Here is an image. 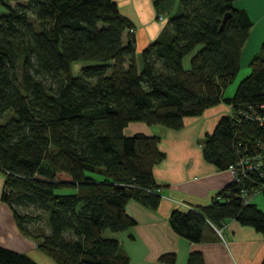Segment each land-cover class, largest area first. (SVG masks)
Returning a JSON list of instances; mask_svg holds the SVG:
<instances>
[{
	"label": "trees",
	"instance_id": "obj_1",
	"mask_svg": "<svg viewBox=\"0 0 264 264\" xmlns=\"http://www.w3.org/2000/svg\"><path fill=\"white\" fill-rule=\"evenodd\" d=\"M171 1L152 0L157 7ZM233 1L178 0L159 36L135 56L133 26L112 0H0L1 200L56 264H127L119 241L106 232L134 224L128 200L157 206L152 166L163 158L159 136L124 135L128 123L179 130L184 117L223 103L231 113L200 140L202 158L227 170L259 151L264 40L232 95L222 94L251 26ZM77 60L94 64L75 76L70 65ZM249 178L228 182L206 206L172 210L171 230L198 242L208 225L233 219L264 233V212L239 195ZM174 260V253L158 257ZM0 264L37 263L0 247ZM185 264L205 263L191 251Z\"/></svg>",
	"mask_w": 264,
	"mask_h": 264
},
{
	"label": "crops",
	"instance_id": "obj_2",
	"mask_svg": "<svg viewBox=\"0 0 264 264\" xmlns=\"http://www.w3.org/2000/svg\"><path fill=\"white\" fill-rule=\"evenodd\" d=\"M112 1L133 26L135 56L159 36L168 18L178 11V0L161 7L152 0ZM233 6L244 10L251 21L239 56V67H243L264 40V0H234ZM230 113L229 105L217 103L198 116L184 117L179 130L142 122L128 123L122 129L124 135L137 132L158 135L157 148L163 153V158L152 166L160 194L157 206L152 209L128 200L125 212L134 224L122 232L106 233L119 241L121 252L128 258L127 264H165L158 261L164 253L175 254L172 264H185L191 251H198L205 264H260L264 259V233L233 219L216 228L208 225L198 242L175 234L168 224L172 210L206 206L229 182L227 170H217L202 158L200 140L213 130L221 116ZM3 181L4 173L0 169V247L23 253L37 264H56L32 238L19 230L11 209L1 200Z\"/></svg>",
	"mask_w": 264,
	"mask_h": 264
},
{
	"label": "built area",
	"instance_id": "obj_3",
	"mask_svg": "<svg viewBox=\"0 0 264 264\" xmlns=\"http://www.w3.org/2000/svg\"><path fill=\"white\" fill-rule=\"evenodd\" d=\"M249 118L253 117L249 115ZM255 119L258 124H263L264 127V116H256ZM255 145L259 147L258 152L243 155L234 164L227 167L230 174L229 182L240 183L241 177L249 173L251 186L248 189H241L239 194L245 203H251L252 197L256 194H261L264 199V142L257 141Z\"/></svg>",
	"mask_w": 264,
	"mask_h": 264
},
{
	"label": "rangeland",
	"instance_id": "obj_4",
	"mask_svg": "<svg viewBox=\"0 0 264 264\" xmlns=\"http://www.w3.org/2000/svg\"><path fill=\"white\" fill-rule=\"evenodd\" d=\"M8 3L10 5H13V1H9ZM1 11H4V9L0 8V13H1ZM189 57H190V55H187L183 59L184 66H187L188 65V59H189ZM93 64H94V62H92V61L77 60V61H74V62L71 63V65H70V71H71L72 75H75L76 76V75H78L79 70H80V68L82 66L93 65ZM248 72H249L248 64L245 65V66H243V67L242 66L239 67V69L237 70V73H236L235 77L233 78V80L225 87V89H223V91H222L223 96H231L232 93L234 92V89L236 87V84ZM5 118L0 119V123L3 122L5 120ZM251 203H254L258 209H260L262 212H264V199H263V197H262L261 194L254 195L252 197V199H251ZM106 233H109V232H106Z\"/></svg>",
	"mask_w": 264,
	"mask_h": 264
},
{
	"label": "water",
	"instance_id": "obj_5",
	"mask_svg": "<svg viewBox=\"0 0 264 264\" xmlns=\"http://www.w3.org/2000/svg\"><path fill=\"white\" fill-rule=\"evenodd\" d=\"M227 15H228V14H227V13H225V15H224V17H223L222 21L224 20V18H225Z\"/></svg>",
	"mask_w": 264,
	"mask_h": 264
}]
</instances>
